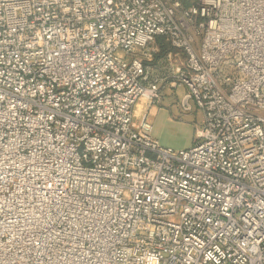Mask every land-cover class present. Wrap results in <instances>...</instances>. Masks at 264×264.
Segmentation results:
<instances>
[{
	"label": "built area",
	"instance_id": "1",
	"mask_svg": "<svg viewBox=\"0 0 264 264\" xmlns=\"http://www.w3.org/2000/svg\"><path fill=\"white\" fill-rule=\"evenodd\" d=\"M0 264H264V0H0Z\"/></svg>",
	"mask_w": 264,
	"mask_h": 264
},
{
	"label": "rangeland",
	"instance_id": "2",
	"mask_svg": "<svg viewBox=\"0 0 264 264\" xmlns=\"http://www.w3.org/2000/svg\"><path fill=\"white\" fill-rule=\"evenodd\" d=\"M189 6L191 3H186ZM168 62L157 65L155 72H163ZM163 66V67H162ZM224 68V66H223ZM187 89L183 84L171 87L167 83L161 85L160 98L149 107L141 101L135 106L136 118L146 112L151 122V136L164 148L174 151L189 148L196 141V130L202 127V112L193 99H189L190 110L181 106ZM177 220V218H176Z\"/></svg>",
	"mask_w": 264,
	"mask_h": 264
},
{
	"label": "trees",
	"instance_id": "3",
	"mask_svg": "<svg viewBox=\"0 0 264 264\" xmlns=\"http://www.w3.org/2000/svg\"><path fill=\"white\" fill-rule=\"evenodd\" d=\"M158 42L160 43V45H161V51L163 52L165 50V47H167V46L163 43V40L162 39H158Z\"/></svg>",
	"mask_w": 264,
	"mask_h": 264
},
{
	"label": "crops",
	"instance_id": "4",
	"mask_svg": "<svg viewBox=\"0 0 264 264\" xmlns=\"http://www.w3.org/2000/svg\"><path fill=\"white\" fill-rule=\"evenodd\" d=\"M168 64V63H167Z\"/></svg>",
	"mask_w": 264,
	"mask_h": 264
}]
</instances>
